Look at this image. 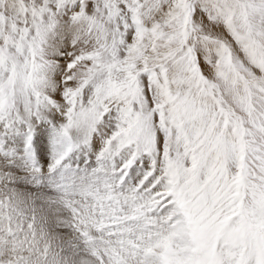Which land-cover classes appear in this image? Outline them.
<instances>
[{
    "label": "snow or ice",
    "instance_id": "6c2138e0",
    "mask_svg": "<svg viewBox=\"0 0 264 264\" xmlns=\"http://www.w3.org/2000/svg\"><path fill=\"white\" fill-rule=\"evenodd\" d=\"M0 264H264V0H0Z\"/></svg>",
    "mask_w": 264,
    "mask_h": 264
}]
</instances>
